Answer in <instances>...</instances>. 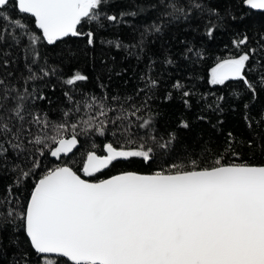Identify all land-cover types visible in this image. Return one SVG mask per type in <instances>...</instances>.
Here are the masks:
<instances>
[{"label": "trees", "instance_id": "1", "mask_svg": "<svg viewBox=\"0 0 264 264\" xmlns=\"http://www.w3.org/2000/svg\"><path fill=\"white\" fill-rule=\"evenodd\" d=\"M246 1L99 0L56 38L17 1L0 8V264H72L26 231L38 181L61 166L92 182L264 166V13ZM242 58L239 77L212 81ZM109 146L126 156L85 173Z\"/></svg>", "mask_w": 264, "mask_h": 264}, {"label": "water", "instance_id": "2", "mask_svg": "<svg viewBox=\"0 0 264 264\" xmlns=\"http://www.w3.org/2000/svg\"><path fill=\"white\" fill-rule=\"evenodd\" d=\"M12 0H0V8ZM50 38L78 26L81 0H15ZM246 6L264 13V0ZM242 67L227 61L218 80ZM76 141L59 144L64 154ZM89 154L84 171L124 158ZM27 236L34 250L72 264H264V166L226 165L178 174L120 173L98 182L68 166L43 176L31 196Z\"/></svg>", "mask_w": 264, "mask_h": 264}, {"label": "rangeland", "instance_id": "3", "mask_svg": "<svg viewBox=\"0 0 264 264\" xmlns=\"http://www.w3.org/2000/svg\"><path fill=\"white\" fill-rule=\"evenodd\" d=\"M99 0H81L79 5H78V10L80 12V17L85 15L86 13H88L92 7L98 3ZM235 62H237L241 67L244 64V59H238V60H233ZM217 69V68H216ZM216 69L213 71V76H212V81L216 82V77H215V71ZM134 152H130L128 154H133ZM127 154V153H126Z\"/></svg>", "mask_w": 264, "mask_h": 264}]
</instances>
